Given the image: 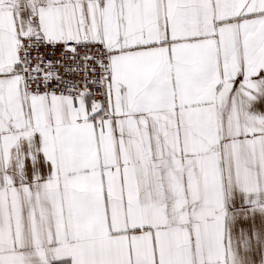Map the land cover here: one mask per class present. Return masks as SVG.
<instances>
[{
	"label": "snow or ice",
	"instance_id": "1",
	"mask_svg": "<svg viewBox=\"0 0 264 264\" xmlns=\"http://www.w3.org/2000/svg\"><path fill=\"white\" fill-rule=\"evenodd\" d=\"M0 264H264V0H0Z\"/></svg>",
	"mask_w": 264,
	"mask_h": 264
}]
</instances>
